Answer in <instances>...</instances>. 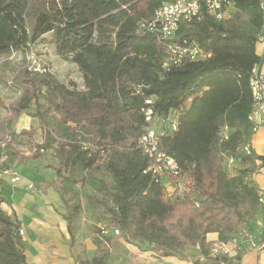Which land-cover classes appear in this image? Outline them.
<instances>
[{
	"label": "trees",
	"instance_id": "obj_1",
	"mask_svg": "<svg viewBox=\"0 0 264 264\" xmlns=\"http://www.w3.org/2000/svg\"><path fill=\"white\" fill-rule=\"evenodd\" d=\"M232 1L230 20L203 12L199 20L180 22L173 38L163 40L139 27L170 0H0V55L24 52L47 36L56 55L82 75L79 92L50 74L25 72L15 79L18 101L0 98V148L4 144L7 162L22 167L52 153L56 178L47 183L58 195L72 238L81 213L76 186L83 184L95 191L86 197L88 205L109 215L108 226L129 244L154 246L160 257L190 246L210 258L209 234L227 242L239 227L248 229L259 207L252 171L230 174L222 161L251 143L248 79L260 62L256 43L263 10L259 0ZM239 14L245 16L243 25L235 22ZM183 40L211 56L163 70L166 44ZM147 98L159 119L178 112L176 132L162 137L159 149L179 164L190 187L187 198L197 196L198 209L170 201L147 172L148 160L137 147ZM26 111L35 125L13 132V121ZM223 127L227 140L221 138ZM38 130L41 142L33 137ZM100 163L112 176V188L91 173ZM0 203H5L1 193ZM18 229L15 217L0 210V264H27ZM107 243L97 242L84 264H107ZM212 257L213 264H238L240 258Z\"/></svg>",
	"mask_w": 264,
	"mask_h": 264
},
{
	"label": "crops",
	"instance_id": "obj_2",
	"mask_svg": "<svg viewBox=\"0 0 264 264\" xmlns=\"http://www.w3.org/2000/svg\"><path fill=\"white\" fill-rule=\"evenodd\" d=\"M256 52L259 49L256 46ZM19 99V98H18ZM26 111L18 116L11 125L19 127V133L30 127V115L28 120L23 119ZM22 123H28L20 127ZM42 136V134H41ZM42 141V140H41ZM40 141V142H41ZM250 148L252 156L244 157L239 152L236 156H226V172L231 168L249 169L252 171L250 179L256 184L258 195L262 196L263 202L248 225V229L239 227L235 232L239 241V247L235 254H239L238 264H264V125L252 137ZM230 160H232L230 162ZM28 166V165H27ZM15 166L21 175L17 184H10L6 178H0V193L5 203H0V210L9 216H14L19 222V227L24 235L21 238L23 252L27 264H84L90 261L95 244L89 237H81L77 229L71 237L67 224L62 217L63 210L57 193L47 182L55 181V178L47 172L51 167L45 164V168L32 172L30 167ZM32 166V165H30ZM107 248L109 249L108 263L116 259L122 264H135L128 257L122 255L129 251L137 259L136 264H144L150 259V251H139L138 247L129 244L124 239L117 238L113 234H107ZM218 240L216 234H209L207 241L212 243ZM147 245H140L145 247ZM212 256L206 258L200 255L198 248L186 246L178 255L171 257H160L154 261L155 264H213ZM128 261V262H127Z\"/></svg>",
	"mask_w": 264,
	"mask_h": 264
},
{
	"label": "built area",
	"instance_id": "obj_3",
	"mask_svg": "<svg viewBox=\"0 0 264 264\" xmlns=\"http://www.w3.org/2000/svg\"><path fill=\"white\" fill-rule=\"evenodd\" d=\"M259 2L263 10L262 29L256 43V46L259 47V53L256 52V54L259 56L260 62L253 65L248 79L252 107L247 120L252 137L264 125V0H259ZM203 12L213 16L217 21H227L235 14L234 3L232 0H170L154 12L150 21L141 23L139 30L163 40H169L175 35L180 22L189 23L193 20H199ZM210 56V53H206L193 41L183 40L179 43H167L162 69L169 70L186 63L204 61ZM33 72H45V70L33 68ZM139 90L140 87H137L135 91L138 93ZM152 103L153 99L147 98L144 100L147 107L140 109L146 126L137 140V147L148 160L147 172H150L156 182L163 186L166 198L176 202L183 198L187 190L190 191V187L188 183L186 186V181L177 161L159 149V141L169 133L176 132L178 112L172 111L167 118L159 119L153 113ZM155 121L160 124L159 130H157ZM221 138L222 140L228 138L226 127L222 128ZM7 140L9 137L6 138ZM250 144L243 147L245 155L251 154ZM3 146L4 144L0 148V178H6L10 184L15 185L20 182L21 175L15 166H11L7 162L2 152ZM189 202L193 209H198L200 206V200L197 196L189 198ZM258 202L259 204L263 202L260 195ZM113 234L119 235V231L115 229ZM18 235L20 238L24 235L20 227ZM238 247L239 241L236 238L227 242L216 240L211 243V256L224 255L227 258H234L236 256L235 250ZM219 264L224 263L220 262Z\"/></svg>",
	"mask_w": 264,
	"mask_h": 264
},
{
	"label": "rangeland",
	"instance_id": "obj_4",
	"mask_svg": "<svg viewBox=\"0 0 264 264\" xmlns=\"http://www.w3.org/2000/svg\"><path fill=\"white\" fill-rule=\"evenodd\" d=\"M236 19L238 20V21L235 20L237 24L240 25L245 24V16H243L242 14H239ZM33 68L39 70H45V72L34 73ZM25 72H27L29 75L30 74L40 75L47 73L52 75L59 82L65 84L71 89H74L79 92L84 90L82 75L78 70V68L70 62L63 61L61 58H59L56 55L54 51V47L48 42L47 36L40 39L36 44L30 46L28 50L24 52H12L11 54L0 55V98L3 100V102L10 104L18 101L21 92L20 89L16 87L15 79L18 77V75L25 74ZM3 113L4 112L1 111L0 114ZM24 118L26 120L30 118L28 113H25L23 115V119ZM35 123L36 122L32 120V118H30V125H35ZM25 124L28 123H22L20 127H23V125ZM155 124L157 125L158 128L157 130H159L160 124L156 121ZM19 129H20L19 127L16 128L15 126H13L12 131L18 132ZM33 137L36 142H40L42 140L41 132L39 130L34 133ZM15 143L19 144L18 140H16ZM227 162H226V158H223L222 161L223 168H226L225 164ZM45 164L51 166L47 170V172L51 175V177L55 178L56 177L55 167L57 166V160L53 157L52 153H48L44 158L40 160L26 163L23 165V167H26L28 165L32 172H35V170L38 172L45 168ZM99 168H100L99 170L97 169L92 170L91 173L94 174L96 180H99L105 183V185H107L109 188H112L114 185V181L112 179L111 174L105 170L102 163L99 164ZM233 171L234 169L231 168V171L229 173L232 174ZM186 186H187V182H186ZM76 188L79 191L80 202H81V213L76 223L77 229L80 232L82 238L91 236L90 239L96 246L97 242H103L104 240H107L108 237L107 235H104V233L113 234L115 228L108 226L106 219L109 215L102 208L91 209L89 207L86 197L88 195L89 196L95 195L96 194L95 191L88 184L77 185ZM190 194L191 192L187 190L183 198L177 200L176 202H184V201L189 202V199L187 197ZM113 236H116L117 238H121V233L119 232V235L113 234ZM209 244L211 245V243ZM134 246L138 247V250L140 252L141 251L154 252L156 255L151 254L150 259L147 260V262H144V264H155L154 261L158 258L160 253L157 249L154 248V246L147 245L142 248L138 245H134ZM178 253L176 255H178ZM122 255L125 258L126 257L130 258V260H132L133 263L135 264L137 263V259L129 251L123 252ZM107 264H122V263L117 262V260L114 258L111 259V262Z\"/></svg>",
	"mask_w": 264,
	"mask_h": 264
}]
</instances>
